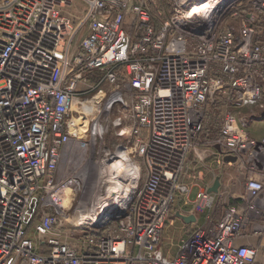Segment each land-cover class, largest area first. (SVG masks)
<instances>
[{
	"label": "built area",
	"instance_id": "1",
	"mask_svg": "<svg viewBox=\"0 0 264 264\" xmlns=\"http://www.w3.org/2000/svg\"><path fill=\"white\" fill-rule=\"evenodd\" d=\"M73 1L0 0V264H260L236 240L264 214V0H171L167 15L147 0H80L78 16ZM97 146L110 180L119 151L138 166L126 177L141 171L109 212L76 200L81 171L56 176L65 154ZM234 164L244 194L214 220L226 188L207 192L205 175Z\"/></svg>",
	"mask_w": 264,
	"mask_h": 264
},
{
	"label": "rangeland",
	"instance_id": "2",
	"mask_svg": "<svg viewBox=\"0 0 264 264\" xmlns=\"http://www.w3.org/2000/svg\"><path fill=\"white\" fill-rule=\"evenodd\" d=\"M151 3L155 2V4L153 3V7L157 8V9H161L163 11V13L165 15L168 14V11H171V0H150ZM84 8V6H82L81 1L80 0H74L73 3L71 4L70 7H68L66 9L67 13L71 14V15H75L78 16V12L81 11ZM84 11V9H83ZM82 11V12H83ZM77 19V18H76ZM75 19V20H76ZM84 30V29H83ZM79 31L78 34L76 35V37H79L80 34L82 33V31ZM217 119L215 118L214 120H212L211 125H210V129L213 132H216V130L218 129V126L216 123ZM112 128H108L107 133L105 134V138H104V147L107 149V151H109L110 153H114L116 151V144L119 143L121 140H117L112 132ZM199 141H205V139H199ZM75 146V145H74ZM79 149V148H78ZM83 150V149H82ZM97 150L99 152V146L96 147V150L94 149V152L92 154V156H90L89 151L87 150L85 151H81L79 150V154H77V156L75 157H71V153L69 151L70 154H65L58 166V171L56 173V176L59 180L63 179L64 177H70V176H75L78 177L76 175L77 172H82L83 174V185L82 187L83 189V194L81 195L80 193L77 195L76 200H78L80 197H82L84 200L88 198V200L90 201L91 198H96L98 195H101L104 193V195L106 194V188L108 189L109 185L111 184L110 182H106V183H102V184H97V181H100V178H103L105 180H110V176L111 174L106 172V170H104L103 168L105 166H103L101 163H97ZM72 158V162H70V159ZM86 158L87 161H83V159ZM105 159V161H103ZM100 160L101 162H106L107 158L106 157H102L100 156ZM135 160L137 163H139L138 158L135 157ZM83 162L84 164V170L81 169V162ZM81 174V173H80ZM101 174V176H100ZM140 181H141V171H140V175L137 178V182L136 185H140ZM241 185L238 182L236 183V186ZM98 186V187H97ZM67 192H65L66 194ZM225 207V203L223 201L219 202L214 210L215 214L216 212L218 213L221 208ZM174 228L173 227H169L166 229V232L164 234V242H168V244L170 243V240H172V236L171 234L173 233ZM177 233V232H176ZM174 232L173 236L176 237L175 239H173V243H176V239H177V234ZM169 238V239H168ZM173 248H175V246H173ZM168 249V248H167Z\"/></svg>",
	"mask_w": 264,
	"mask_h": 264
},
{
	"label": "crops",
	"instance_id": "3",
	"mask_svg": "<svg viewBox=\"0 0 264 264\" xmlns=\"http://www.w3.org/2000/svg\"><path fill=\"white\" fill-rule=\"evenodd\" d=\"M255 115H258L257 111H255ZM253 116H254V114H253ZM254 118H256V117H254ZM250 125H251L250 126L251 133L253 135L259 136L260 134H262L263 124L260 121L259 117H257V119L255 121H253L252 124H250ZM215 138H217V137H211L210 139L204 138L206 141H201V144L203 146H209V144H206V142L208 143V141L213 140ZM216 152L219 153L218 150H216ZM212 160H213V157H210L208 159L209 164L212 162ZM223 169L225 170V174L222 177V183H223L222 185L223 186L221 188H224V187L226 188V190H225L226 194H225V197L221 201H223L225 203V206L227 203H230V202H232L233 204H238V203H240L238 197L240 195L244 194V184L242 182V179L240 178L238 168H237L236 164H234L231 166H224V167H222V170ZM213 180H214V177H212L211 174H206L204 186H206V187L211 186ZM237 182L241 185L237 184V186H236ZM180 206L181 205L179 202L178 204L175 205V210H177ZM224 209H225V207L221 208V210L218 213L216 212V214H215V212H213V219L214 220L219 219L221 217ZM202 218H203L202 213H199L198 214V223L202 222ZM176 223H178V221H176ZM167 228H169V227H166V229ZM191 228H192V226L188 227L187 231L190 230ZM166 229H165V232H166ZM174 232L175 233L177 232L176 234L179 237V229L174 228V231L171 234L172 241H173V239L176 238L173 236ZM178 237L176 240H178ZM236 244L241 245V246H251V247L257 248V250H258L257 261L260 264H264V214L260 220L253 221V222L250 221L247 224V226H245V228L242 231L241 236L236 240Z\"/></svg>",
	"mask_w": 264,
	"mask_h": 264
},
{
	"label": "bare ground",
	"instance_id": "4",
	"mask_svg": "<svg viewBox=\"0 0 264 264\" xmlns=\"http://www.w3.org/2000/svg\"><path fill=\"white\" fill-rule=\"evenodd\" d=\"M119 152H118L117 156H115V157L117 158V161L119 159L120 162H118V165L112 166V168L114 170L112 172V174L114 175V178L112 180H110L111 184L108 187L107 193H106L104 199L101 201H100L101 196L98 195L97 196L98 199L95 202L97 204L96 206H98V207L100 206V208H98V210L103 207V209L100 212L105 211V210L109 212V211H111L109 207H111V209H113L114 207H119L120 205H122V203H124L128 199V197H127L128 193L130 191H132L134 186H135V182L137 179L138 172L137 173L135 172V174L133 175L132 178H128V177H126V175L132 169L138 170V166L135 163L127 161V160L124 163H122V160H124V158L120 155ZM123 171H125L124 177H126V179H122V177H121ZM100 176H101V174H100ZM105 181L109 183V180L107 181L103 178H100V181L98 180L97 184L106 183ZM110 192H111V194H110ZM115 194H116V196H115ZM100 212H97V214L94 212L88 213L87 216H90L93 219V222H97L99 220V213ZM102 215H104V212Z\"/></svg>",
	"mask_w": 264,
	"mask_h": 264
},
{
	"label": "water",
	"instance_id": "5",
	"mask_svg": "<svg viewBox=\"0 0 264 264\" xmlns=\"http://www.w3.org/2000/svg\"><path fill=\"white\" fill-rule=\"evenodd\" d=\"M215 148L219 151V153H223V151H221L220 147L219 146H215ZM223 160L225 162H234L235 161V158L230 156V155H227V154H224V157H223ZM221 186V182H220V176H216L213 180V183L211 184V186H209L207 188V192L209 193H217L219 188ZM178 217H180L184 222L186 223H189V222H193L195 221V218L194 216L192 215H189V216H183L181 214H177Z\"/></svg>",
	"mask_w": 264,
	"mask_h": 264
},
{
	"label": "trees",
	"instance_id": "6",
	"mask_svg": "<svg viewBox=\"0 0 264 264\" xmlns=\"http://www.w3.org/2000/svg\"><path fill=\"white\" fill-rule=\"evenodd\" d=\"M147 3L149 4V7H150V10H151V13L152 14H155L156 12V10H157V8H155V7H153L154 5H153V3H151V1L150 0H147ZM211 125V124H210ZM210 125H209V128L207 129V130H205V132H204V134L201 136V139H210L211 137H217L218 135V132H213V131H211V129H210ZM229 204H233L232 202H230Z\"/></svg>",
	"mask_w": 264,
	"mask_h": 264
}]
</instances>
